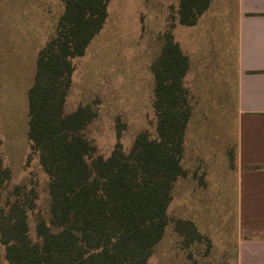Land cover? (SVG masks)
<instances>
[{"label": "trees", "instance_id": "1", "mask_svg": "<svg viewBox=\"0 0 264 264\" xmlns=\"http://www.w3.org/2000/svg\"><path fill=\"white\" fill-rule=\"evenodd\" d=\"M108 2L64 0L55 32L38 53L27 95V136L48 177L50 220L36 221L37 240L32 241L27 213L33 190L15 186L7 191L0 243L10 264H147L163 236L171 188L185 174L180 161L191 114L182 85L187 59L171 35L151 66L155 137L137 134L123 169H114L112 156L97 157L91 168L85 111L63 112L71 61L103 28ZM209 2L179 0V23L193 25ZM9 178L0 161V203ZM175 228L191 239L197 234L190 221H176Z\"/></svg>", "mask_w": 264, "mask_h": 264}, {"label": "crops", "instance_id": "2", "mask_svg": "<svg viewBox=\"0 0 264 264\" xmlns=\"http://www.w3.org/2000/svg\"><path fill=\"white\" fill-rule=\"evenodd\" d=\"M146 2L144 23L156 21L157 30L167 28L158 8L171 6L172 42L188 63L182 85L196 97L183 138L185 174L173 190L191 182L185 166L189 156L216 175L203 177L206 185L197 186L193 197L189 187L195 208L182 219L201 235L212 229L228 235L235 264H264V0H210L190 26L179 23V0ZM63 11L64 0H0V54L4 46L45 45ZM201 110L207 113L195 118ZM228 147L234 158L230 172Z\"/></svg>", "mask_w": 264, "mask_h": 264}, {"label": "rangeland", "instance_id": "3", "mask_svg": "<svg viewBox=\"0 0 264 264\" xmlns=\"http://www.w3.org/2000/svg\"><path fill=\"white\" fill-rule=\"evenodd\" d=\"M109 1H112L109 2L110 15L103 28L84 54L71 61L73 72L63 112L84 109L83 135L92 147L88 158L91 168L97 157L107 160L112 156L113 167L118 171L129 163L137 134L144 132L149 138L155 137L151 66L170 34L173 15L171 6L158 8L159 20L167 28L157 30L156 21L144 23L146 14L141 5L147 0ZM43 46H4L1 49L5 53L0 54L4 58L0 60V161L10 171L0 209L8 199L7 191L15 186L25 192L32 189L28 199L33 201V208L27 213L28 235L32 241L37 240L36 221L50 220L48 177L41 170L37 153L27 136V95L33 82L35 60ZM189 88L183 86L191 107L196 97ZM203 112L195 111L194 117L203 116ZM195 127L196 123H192L190 129ZM202 162L190 156L185 160L191 182L186 181L184 186L181 182L176 190L171 188L164 233L147 264H235L234 245L229 243L228 235L224 237L216 229L209 231L207 236L201 235L194 227L197 234L191 239L175 228L176 221H184V215L195 208L191 203L194 199L189 201L188 195L191 193L193 197L197 186L206 185L203 177L205 180L213 175L216 177L212 171L205 172ZM225 165L228 172L234 168L229 147ZM214 208L206 209L212 211ZM0 264H10L1 243Z\"/></svg>", "mask_w": 264, "mask_h": 264}]
</instances>
